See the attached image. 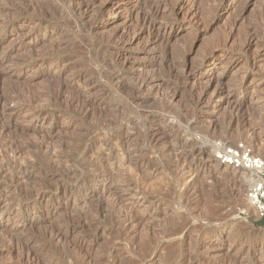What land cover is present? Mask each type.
I'll list each match as a JSON object with an SVG mask.
<instances>
[{
    "label": "rangeland",
    "instance_id": "374dc122",
    "mask_svg": "<svg viewBox=\"0 0 264 264\" xmlns=\"http://www.w3.org/2000/svg\"><path fill=\"white\" fill-rule=\"evenodd\" d=\"M263 4L0 0V264H264L248 177L212 146L264 156Z\"/></svg>",
    "mask_w": 264,
    "mask_h": 264
},
{
    "label": "built area",
    "instance_id": "2783aa9c",
    "mask_svg": "<svg viewBox=\"0 0 264 264\" xmlns=\"http://www.w3.org/2000/svg\"><path fill=\"white\" fill-rule=\"evenodd\" d=\"M215 160L247 176L245 198L257 220L264 218V156L254 154L246 144L212 143Z\"/></svg>",
    "mask_w": 264,
    "mask_h": 264
},
{
    "label": "bare ground",
    "instance_id": "6f19581e",
    "mask_svg": "<svg viewBox=\"0 0 264 264\" xmlns=\"http://www.w3.org/2000/svg\"><path fill=\"white\" fill-rule=\"evenodd\" d=\"M53 4V3H52ZM54 6V5H53ZM177 12V11H176ZM178 13V12H177ZM176 13V14H177ZM174 14V13H173ZM261 20H262V27H261V29L263 30L262 32H263V37H264V4H263V6H262V9H261ZM170 21V20H169ZM172 22V21H171ZM173 22H174V20H173ZM170 29V28H169ZM261 32V33H262ZM254 37V36H253ZM263 37H262V39H263ZM264 40V39H263ZM264 42V41H263ZM250 44H251V41H248L243 47L244 48H249V46H250ZM220 48V47H219ZM261 51H263L264 52V43H263V45H262V49H261ZM233 52V51H232ZM231 52L228 50V49H224L222 52H219V54H212V55H210L209 57H208V59L207 60H205V62H207V63H209L208 65H209V67L207 68V70L205 69L204 70V68H201L200 69V71H198L197 73H196V75H194V77L197 79V80H195V82H197L198 80H200V79H202V78H209V79H212L213 77V75H214V72H215V70H217V69H215V65L216 66H218V67H220L224 62V60L228 57L229 58V54H230ZM232 58V57H231ZM227 60V59H226ZM225 60V61H226ZM252 62H250L249 63V69H250V72H251V74H252V77H259V78H261L262 76H264V66H262V59L261 60H251ZM223 62V63H222ZM186 68V67H185ZM152 73V72H151ZM186 73V72H185ZM188 75V74H187ZM190 75V74H189ZM193 78V77H192ZM244 79V78H243ZM246 79V78H245ZM141 80V79H140ZM251 80H252V78H251ZM142 81V80H141ZM144 81V80H143ZM194 81V80H193ZM242 82V81H241ZM141 85V84H140ZM244 85V86H243ZM249 86V84H248V81H246V83H245V81H244V84H242V85H240V89H242V91L244 92V91H247L246 90V88ZM139 88V87H138ZM241 91V90H240ZM226 92V91H225ZM253 92V91H252ZM212 93V92H211ZM253 94V93H252ZM212 95V94H211ZM218 95V94H217ZM217 95H216V97H217ZM246 95H248V94H246ZM254 95V94H253ZM221 96V95H220ZM221 99V98H220ZM205 100V99H204ZM116 145V144H115ZM200 152V151H199ZM120 157V156H119ZM107 158V157H106ZM216 162V165H215V168H216V170H220V169H222L223 168V170H229L228 172L230 173V174H233V177L235 176H237L238 174H239V172L238 171H235V170H232V169H229V168H227V167H225V166H222L221 164H219L217 161H215ZM22 171V170H21ZM27 170H25V172H26ZM23 172H24V170H23ZM21 173V172H20ZM19 174V173H18ZM15 176H16V174H15ZM20 176V178H19V180L21 181V180H25L24 178H30L31 177V175H30V173L29 174H25V173H23V176L22 175H19ZM30 176V177H29ZM50 177V176H49ZM244 177V176H243ZM45 180L47 179V176H45V178H44ZM51 179V178H50ZM17 180V179H16ZM27 180V179H26ZM43 180V179H42ZM49 180V179H48ZM27 181H29V180H27ZM26 181V182H27ZM12 182V181H11ZM45 182V181H44ZM19 183V182H18ZM16 184V183H15ZM14 184V185H15ZM60 189V188H59ZM58 190V189H57ZM59 191V190H58ZM239 191L237 192V193H234V196H236V197H238L239 195ZM133 200H132V202H131V204H132V206L130 205L129 207H133V206H141V205H143L146 201H145V198L144 197H142V194H135V196H133ZM113 199V198H112ZM112 199H110V200H112ZM114 200H116V199H114ZM121 199L119 198V201H120ZM115 202V201H114ZM116 206V205H115ZM127 207H128V205H127ZM128 207V208H129ZM127 208V209H128ZM124 209H126V206H125V208ZM126 209V210H127ZM131 208H129V210H130ZM125 211H123V213H124ZM129 212H132V211H129ZM128 212V213H129ZM125 213H127V212H125ZM120 215V214H119ZM129 215V214H128ZM125 216L126 217V219H125V221H124V224H122L121 226H122V228L124 229V230H126V232H127V230H129L130 228L131 229H133L132 231H135L136 232V230L140 227V225H141V223H142V221L144 220V216H138V217H136L135 215L133 216ZM130 215H131V213H130ZM124 217V218H125ZM122 218V217H121ZM122 220V219H121ZM120 220V221H121ZM145 222V221H144ZM120 226V227H121ZM142 227V226H141ZM121 229V228H120ZM130 229V230H131ZM124 230H122L121 229V232L122 231H124ZM53 231V230H52ZM56 231V230H55ZM125 232V233H126ZM129 232V231H128ZM132 233V232H131ZM53 235L52 236H54V238H56V240H60V233H52ZM135 234V233H134ZM164 234H166L165 232H164ZM163 234V235H164ZM169 234V233H168ZM171 234V233H170ZM170 234L168 235V237L170 236ZM131 235V234H130ZM136 235V234H135ZM133 236V235H132ZM229 236H231V235H229ZM134 237V236H133ZM165 237V236H164ZM168 237H167V239H168ZM62 238V237H61ZM165 239H166V237H165ZM228 239V238H227ZM226 239V240H227ZM52 241H54V240H52ZM168 241H170L169 239L167 240V242ZM133 242V241H132ZM59 243H60V241H59ZM58 243V244H59ZM131 244V243H130ZM134 245V244H133ZM78 246V245H77ZM128 246V245H127ZM211 246V245H210ZM209 246V247H210ZM58 247V246H57ZM81 247H82V244H81ZM131 247H133V246H131ZM130 247V248H131ZM77 248V247H76ZM80 248V247H79ZM113 248V247H112ZM112 248H111V250H112ZM128 248V247H127ZM129 248V249H130ZM214 248V247H213ZM211 249V248H210ZM215 249V248H214ZM31 250V249H30ZM29 250V251H30ZM33 251V250H32ZM31 251V252H32ZM82 251V250H81ZM115 251V250H114ZM28 252V251H27ZM76 252V251H75ZM28 254V253H27ZM35 254V253H34ZM37 254V253H36ZM103 255V254H102ZM101 255V256H102ZM106 256L108 255V252H107V254H105ZM27 256V255H26ZM30 256V255H29ZM33 256V255H32ZM105 256V257H106ZM109 256V255H108ZM107 256V260L105 261V263L104 264H122V263H124V262H122V261H124L122 258H118L119 256L118 255H116L115 253L113 254V253H110V256L108 257ZM122 257V256H121ZM132 257V256H131ZM27 258V257H26ZM30 258V257H29ZM101 258V257H100ZM37 259V258H36ZM106 259V258H105ZM122 259V260H121ZM39 260V259H38ZM76 260V259H75ZM89 260V259H88ZM31 261H34L33 260V258L31 259ZM91 261V260H90ZM100 261V260H99ZM126 261V260H125ZM30 262V261H29ZM36 262V261H35ZM40 262V261H39ZM38 262V263H39ZM136 262H137V260H136ZM37 263V262H36ZM35 263V264H36ZM87 263V262H86ZM125 263H127V262H125ZM73 264V263H72ZM76 264V263H75ZM77 264H80V262H78ZM135 264H137V263H135ZM143 264H145V262L143 263Z\"/></svg>",
    "mask_w": 264,
    "mask_h": 264
},
{
    "label": "trees",
    "instance_id": "16d2710c",
    "mask_svg": "<svg viewBox=\"0 0 264 264\" xmlns=\"http://www.w3.org/2000/svg\"><path fill=\"white\" fill-rule=\"evenodd\" d=\"M260 225H264V218H263V220L260 222Z\"/></svg>",
    "mask_w": 264,
    "mask_h": 264
},
{
    "label": "crops",
    "instance_id": "0c3cea01",
    "mask_svg": "<svg viewBox=\"0 0 264 264\" xmlns=\"http://www.w3.org/2000/svg\"><path fill=\"white\" fill-rule=\"evenodd\" d=\"M260 224V222H258Z\"/></svg>",
    "mask_w": 264,
    "mask_h": 264
}]
</instances>
